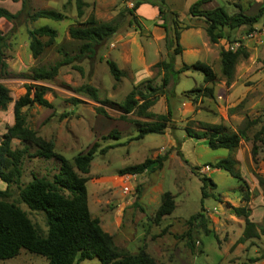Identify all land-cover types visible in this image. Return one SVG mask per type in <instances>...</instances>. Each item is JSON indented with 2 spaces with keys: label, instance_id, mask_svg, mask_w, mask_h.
<instances>
[{
  "label": "rangeland",
  "instance_id": "rangeland-1",
  "mask_svg": "<svg viewBox=\"0 0 264 264\" xmlns=\"http://www.w3.org/2000/svg\"><path fill=\"white\" fill-rule=\"evenodd\" d=\"M86 1L87 4L83 6V13L78 16L75 13L73 0H28L27 4L30 9L39 7L56 9L62 14L59 20L39 17L30 21L21 14L17 19L18 21L12 24L4 17H0V30L6 34V45L4 47L6 71L0 77V81L7 86L11 96V101L6 108L0 109V133L5 130L6 125L12 123V101L24 92V85L30 82L47 85L50 90H47L43 95L51 102V107L32 104L23 106L21 109L28 126L45 139H51L53 141V149L64 157L70 158L75 153L84 151L94 140L97 142L96 152L90 161L89 172L85 173L87 175L85 182L88 192L87 205L92 215L101 213L108 227L115 230L113 228L115 225L114 220H111L113 219L116 205L112 202V198L115 195L116 197L122 195L120 194L122 182L129 183L134 189L132 193L125 192L130 198H134L138 192L142 191V188L144 191L145 187L152 182H160L163 190L171 192L175 203L172 211L164 216L170 220L172 218L179 219L178 217L183 218L180 228L174 220L166 226L170 232L176 234L182 232L186 227L185 218L190 213L197 211L200 205L205 210L211 209V218L208 220L210 232L203 233L200 227L194 226L191 237L193 240L194 237L199 238L201 243H194L193 251L195 254L183 264H240L242 262L255 264L252 261H248V256H258L264 251V239L259 236L234 243L237 234L241 232L240 228L243 226V222L241 217H239L241 220L235 219L228 214V203L232 202L236 205L242 203L239 199L241 179L230 175L222 168L209 167V171L199 168V172L205 173L215 183V187L211 188L215 197L208 195L201 198L200 181L189 170L188 163L196 162L202 165L205 160L212 161L215 158L225 156L226 149L208 147L200 142L201 140L198 141L195 137L186 135L184 127L187 126L193 130H198L201 126V121L214 120V122L220 123L228 129H236L243 125L244 121L249 117L258 115L259 121L247 129L248 138L240 139L237 147L233 150V156L236 158L235 168L241 173L246 186L250 187L252 182L257 183L255 173L264 176V161L261 159V155L264 153V145L256 140V143L261 144L263 147H260V150L257 151L256 159L253 158V160L250 155L252 132L259 126L264 115V17H260L256 24L252 26L258 28L260 37V41L256 42L258 49L257 51L253 49L254 52L251 59L240 57L237 60L233 73L235 79H232L235 82L233 81V84L229 87V91H232V93L227 99H211L207 97L202 101L192 102L190 100L188 101L190 108L186 110L185 107H180L183 99L179 92L182 89L200 85L203 82L202 73L198 70L190 69L180 72L178 81L172 86L169 78L164 82L161 80L162 73L157 67L152 65L149 67V74L145 79L149 78L153 85L163 83L162 88L164 89L163 93L158 91L155 95L156 100L153 109L163 110L166 105L164 94L169 91L171 86L174 94V97L172 95L169 96L171 107L178 100L177 106L179 108L175 109V111L172 109L173 119L169 120V127L166 125L167 128H165L166 130L168 129L167 133L170 131V134L174 137V144L170 145L165 143L168 135L164 132H148L139 138L129 139L131 135L136 133V127L132 122L119 117V102L133 86L134 82L127 73L123 76L121 75L119 79H114L109 73L104 60V57L117 58V53L115 52L109 56L107 49H109L110 40L119 34V39L112 42L111 47H118L125 58L131 54L132 61L130 64L131 66L136 65L137 47L135 42H139V37L143 35L145 37L151 36L148 30L143 27H137L136 29L135 23L127 25L126 18L130 15L126 8L131 7L134 0ZM149 1L154 2L155 5L158 2V0ZM193 1L164 0L165 8L172 9L178 13V17L181 19L179 21L181 28L186 21H189V18L185 16L188 15L187 8ZM234 1H237L247 13H253L258 6L264 5V0H208L202 3L201 7L207 8L219 5L231 13L238 9V6L234 5ZM0 5L10 11H16L20 8V0H0ZM89 13H93L98 20L115 18L121 21L120 28L123 29L115 33L108 43L105 42L100 45L89 57L86 54L76 56L75 54L78 51L76 45L78 42L76 43L68 36L67 28L69 25L81 24ZM43 23L55 28L56 35L51 44L45 46L38 56L33 57L27 44L26 28ZM240 34L241 32H239ZM40 39L45 40L46 36L42 35ZM253 40L250 41L253 42ZM157 41L160 47L159 58H163L166 52L163 38ZM179 42L186 48L187 44L194 43L197 45L198 50L195 51L194 48H189L187 52L175 55V67L179 66L182 63L181 61H204L211 65L218 76L215 84L222 83L223 79L220 75L217 58H215L214 53L211 55L210 52H206L200 34L195 33L191 28L182 29ZM242 42L243 46H246V39ZM143 49L145 50V46H143ZM64 53L71 55L73 58L69 62L60 65L51 80H34L31 78L33 66H48L57 59L62 58L65 55ZM150 56L148 54V57ZM116 64L117 66L121 65L119 61H116ZM83 82H89L97 88L101 102L94 101L76 90V87ZM219 91L221 92L220 89H218ZM72 98H76L78 101H73ZM184 102L185 104L182 106L188 107L187 101ZM95 106H100L105 111V114L96 111L94 109ZM128 116L130 117V115ZM110 128H115L119 131L120 135L118 138L101 137ZM110 143L114 144L108 147L106 151L98 152L100 146ZM11 144L12 146H20L21 142L16 138H12ZM28 146V151H33V146ZM176 151H179L188 163L182 160ZM163 154H165V158L162 163L168 159L167 164H169V167L167 168L161 164L155 169L153 168L143 173H135L127 176V178L117 171L118 168L126 164L141 161L145 157H155ZM169 155L176 156L181 165L179 163L173 164L174 157L168 158ZM57 165V159L54 157L45 158L37 155H25L22 158L20 182L24 183L32 174L51 177L57 170ZM100 175H103L105 186L102 189L93 188L90 179L94 180L93 177ZM95 182L93 183L96 185ZM179 184L183 189L179 188ZM4 186L5 183L0 179V188H4ZM11 189L12 195L8 198L18 202L19 206L26 210L30 219L40 230L45 231L43 213L37 210H29L24 202H19L15 199L16 189L14 185H11ZM207 189L210 188L207 187ZM251 206L253 218H258L259 210H263L262 205H258L257 201ZM213 208L216 211H213ZM135 212L137 213V215L135 214L136 216L133 215L132 206L122 211L123 216L121 219L122 223L126 224L124 226L126 231H134V228L139 231L142 229L140 223H136L135 227H133L134 223L129 221L131 216L142 220L147 219L145 217L148 216L146 208H144V213ZM151 227H149V230L156 227V225L152 223ZM167 240L178 243L181 239L172 235ZM135 242L134 240L131 245ZM129 248L132 249L134 247ZM200 248L202 250H199ZM223 249H226L225 252ZM230 255L234 256L230 257ZM225 257L230 258L226 259ZM0 264H46V260L40 254L21 248L14 256L0 258ZM77 264H98V260L95 256H92L79 260Z\"/></svg>",
  "mask_w": 264,
  "mask_h": 264
},
{
  "label": "trees",
  "instance_id": "trees-1",
  "mask_svg": "<svg viewBox=\"0 0 264 264\" xmlns=\"http://www.w3.org/2000/svg\"><path fill=\"white\" fill-rule=\"evenodd\" d=\"M208 0H194L187 8L188 15L197 17L203 22V28L209 42H216L219 38H224L226 43L239 40L241 35L252 28L253 23L260 17H264V5L258 6L253 13H247L237 1L234 5L238 6L236 11L228 13L222 6L201 7V4ZM28 0H20V8L16 11H10L0 5V17H4L12 24H15L19 15L27 20H35L39 17L59 20L62 14L54 8L39 7L30 9ZM141 0H134L131 7L126 8L129 17L126 18L127 25L135 23L136 28L142 25L134 13L135 7ZM76 15L83 13V6L87 3L85 0H73ZM155 4V3H153ZM158 13L163 27V42L165 47V57L155 61L152 66L162 71L161 80H171L172 86L176 83L178 73L181 70H198L202 73L203 82L200 85L192 86L183 91V97L190 96L191 101L195 102L197 98L203 96H212V84L218 78L213 68L206 62L194 60L190 63L182 62L179 66H174L175 55L181 51L178 42L180 18L178 13L172 9L165 8L164 0H158L156 3ZM179 18V19H178ZM121 21L112 18L109 20H98L93 13H89L81 24L69 25L67 28L68 36L76 41L77 54L87 57L92 55L96 49L108 43L115 33L121 31ZM190 26L185 23L183 27ZM239 32L241 34L239 35ZM28 36V48L33 57L38 56L43 48L53 42L56 35L55 28L48 24H38L26 28ZM45 35L46 39L41 40L40 36ZM6 45V34L0 30V77L6 71V62L4 60V47ZM62 56L48 66H33L31 78L34 80H51L57 73L60 65L69 62L73 57L71 55ZM247 51L243 45H237L229 48L220 45L218 49V66L220 75L225 84H229L233 79L234 67L240 57H246ZM100 58V56H99ZM107 69L114 79H119L123 71L117 66L116 62L104 57ZM140 84V85H139ZM163 83L153 85L149 78L140 81L131 86L125 93L121 102H119V117L132 122L136 127V133L129 139L139 138L148 132L162 133L170 120L171 103L169 96L173 94L171 87L164 94L166 100V109L164 112L155 113L147 108L155 101V95L158 91L163 92ZM24 92L18 95L12 101L13 121L5 126V130L0 133V179L5 183L4 188H0V258H8L16 255L21 248L40 254L45 257L46 264H77L83 258L95 256L98 264H160L149 254L143 245H140L136 251H129L124 247L114 243L112 234L104 230L96 216L91 215L86 199L87 175L90 161L97 149V142L94 140L84 151L77 152L69 157H64L61 153L53 149V141L45 139L38 135L33 128L26 123L23 106L39 104L44 107H51V102L44 97V93L50 90V87L43 83H26ZM76 90L85 94L90 99L101 102L97 88L89 82L80 83ZM182 97V98H183ZM73 101H78L72 98ZM11 101L9 89L0 81V109L6 108ZM178 101V100H177ZM176 101V102H177ZM94 109L105 114L100 106ZM131 115H139L152 119L143 120L134 118ZM259 116L249 117L243 125L235 130H225L218 123L201 122L198 130H193L185 126L187 135L201 140L202 143L210 148L231 149L238 144L240 138L247 139V129L258 122ZM261 123L252 132V144L250 146L251 158L256 159L257 151L264 145V115ZM117 130L110 128L106 134L101 137H116ZM16 138L21 142L20 146H12L11 139ZM256 140L261 144H257ZM118 144V143H116ZM28 145L33 146V151L29 152ZM112 145L105 144L98 148V152H104ZM264 148V147H263ZM177 154L184 159L179 151ZM25 155H37L45 158L54 157L57 159V170L51 177L36 176L34 174L25 181L20 182L22 158ZM165 154L155 157H145L141 161L127 164L117 169L119 174L141 172L151 162H156L159 167ZM253 159V160H254ZM264 161V153L261 155ZM188 163V162H187ZM212 168H222L230 175L241 179L239 199L242 201L238 205H228L229 211L243 220V226L240 234L234 240V243L243 242L252 237L261 236L264 239V222H254L248 218L249 208L247 201L249 198L248 186L244 182L240 173L235 168V161L228 157H219L213 161H205ZM203 163V164H204ZM189 164V170L195 174L200 181L201 198L213 195L208 188H214L215 183L205 173L199 172L198 164ZM153 168V167H152ZM257 183L264 193V176L255 173ZM11 185L15 186L17 201L24 202L29 210H37L43 213L45 231L30 219L26 210L22 209L18 202L10 200L12 195ZM215 197V195H213ZM161 202L155 210L154 219H158L162 214L169 213L173 208V199L168 191L161 194ZM208 217L202 205L200 208L190 213L185 218V229L174 234L176 238H184V244L192 251L194 240L191 237L192 229L200 227L203 233H209L207 226ZM264 258V251L258 256H249L248 261H254ZM241 264H247L242 262Z\"/></svg>",
  "mask_w": 264,
  "mask_h": 264
},
{
  "label": "crops",
  "instance_id": "crops-1",
  "mask_svg": "<svg viewBox=\"0 0 264 264\" xmlns=\"http://www.w3.org/2000/svg\"><path fill=\"white\" fill-rule=\"evenodd\" d=\"M153 3L154 2H151L149 0H141V2L134 9V13L137 15L142 27L145 28L146 30H148L149 34H151L150 37H145L143 35L142 37H139V39H140L139 42H137V41L135 42V45L137 47V54H136L137 55V58H136L137 62H136V65H132L131 66V64H130L131 61H132V59H131L132 55L131 54H129L128 57L125 58L122 55V53L120 52V50L118 49V47H111L112 46L111 43L115 42L116 40L119 39V37H120L119 34L118 35L116 34L117 36L113 37L114 39L112 38V40H110V42L108 44L109 49H107V53L109 54V56L112 55V53H114V52L117 53V58H115L113 60L115 62L119 61V63L121 65H119L118 67L123 71L124 74L127 73L129 76L132 77L133 82H134L133 85H136L138 82L144 80L145 77H147L148 74H149V70H148L149 67L155 61L161 59V58H159L160 47L158 45V41L157 40H159V39H161L163 37V27L161 26V21L162 20L160 18L159 13H158V8ZM185 17L189 18L188 19L189 21H186V23H189L190 26L182 27L179 30L178 42H179V39H180V31L182 29H185V28L186 29L187 28H191L192 30H194L195 33L200 34V36L202 37V43H203V46H205V48H206L205 49L206 52H210L211 55H212V53H214L215 54V58H217V61H218V49L219 48L217 49V47H220V45L224 46L226 40L224 38H219L216 42H209L208 38H207V36L205 34V31H204V28H203V22L201 21V19H199L197 17H192L190 15H186ZM180 21H181V19H180ZM254 24H256V22L253 23V25ZM248 40H246V43H245L246 46H244L248 54L244 58L251 59L252 56H253V52H254L253 49H255V51H257V49H258L257 47L258 46H257L255 40H253L254 43L252 41H250L252 39H248ZM179 44L181 46V51H180V53L178 55H180L182 52H187L189 50V48H194L195 51L198 50L197 45L194 44V43L187 44V48L182 46L180 42H179ZM143 46H145V50L143 49ZM112 49H114V50L111 52ZM148 54H150L151 56L148 57ZM210 59H211V57H210ZM181 62H184V61H181ZM184 63H190V62H184ZM235 66H236V64H235ZM125 69H126V71H125ZM158 70H160V69H158ZM183 71H186V70H181L180 72H183ZM160 72L162 73L161 70H160ZM179 73H178V75H179ZM233 78H234V76H233ZM217 80L218 79L216 78V80L212 84V96L199 97V98L196 99V101H202L204 98H207V97H209L211 99L212 98L213 99H216V98L227 99L228 96L231 95V93H232V91L231 92L229 91V87H231V85L233 84V81L235 82V80H231V82L229 84H225L224 80H222V83H220V84L219 83L215 84V82ZM177 81H178V77H177ZM218 89H220L221 92L220 91L218 92ZM184 90L185 89H182L179 92L181 94V97H183V91ZM182 99L183 100L181 102L180 107H185L186 110H187L188 108H190V103L188 101H190L191 98H190V96H187V97H183ZM176 101L173 103V106H172V107H174V108H172L174 111H175V109L179 108V106H177V102ZM184 101H187L186 103H187L188 107L182 106V105L185 104ZM154 102L147 108L148 110H150L152 112H155V113H161V112L165 111L166 105L164 106L163 110L162 109L161 110H154L153 109V105L155 104ZM171 113H172V110H171ZM128 115H130V116H132L134 118L143 119V120L152 119V118H149V117H144V116H139V115H131V114H128ZM176 115H178V114L176 113ZM176 115H174V116H176ZM171 116H170V120L173 119V114H171ZM201 122L204 123L206 121H201ZM206 123H217V122H214V120H213V121H208ZM218 124H220V123H218ZM167 125L169 127V121L167 122ZM220 125L225 130H235V129H228L222 124H220ZM165 128H167V127H165ZM165 128H164L163 132L168 135L167 139L165 140V143L173 145L174 144V137H172V135L170 134V131H168V133H169L168 134L167 133L168 129L166 130ZM119 135L120 134H119V131H118L117 132V138L119 137ZM111 138H114V137H111ZM196 139L198 141H200V139H198V138H196ZM240 139H242V138H240ZM239 141H238V143H239ZM112 144H114V143H110L109 145H112ZM237 145L234 146L231 149H226L225 148L226 149V151H225L226 155L225 156H228V157L232 158L235 161L236 158L233 156V150L237 147ZM151 157H153V156H151ZM171 157H174L173 158V164L174 163L175 164L179 163L181 165V163L179 162V159L176 156H173V155L172 156L171 155L168 156V158H171ZM167 160L166 161L164 160V162L161 163L162 166L164 165V166H166V168L169 167V164H167ZM205 161H210V160H205ZM205 161L202 162V165H203V163ZM133 163H135V162H133ZM235 163H236V161H235ZM129 164H132V163H129ZM192 164H198L199 168L202 166V165H200L199 163H196V162L192 163ZM155 165H156V162H151L141 172H138V173H143V172L152 170L153 168L155 169V167H156ZM235 165L236 164H234V166ZM210 168L208 169V171L210 170ZM237 171L239 172V170H237ZM88 172H89V170H88ZM240 175H241V173H240ZM93 178H94V180L90 179L91 185L93 184V188L95 187L97 189H102L105 186L103 175L95 176ZM93 182H95L96 185ZM160 184H161L160 182H152L151 184H149V185H147L145 187L144 191H143V188H142V191L138 192L137 195H135L134 198L128 197L129 195H127V193H129V192H127V193L124 192V194H123L122 190L120 192V194H122L121 196L116 197V195H115L112 198V202L116 205L115 208H114V216H113V219L111 220V221L114 220L113 222H114L115 225H114L113 228L115 230H113L112 228L108 227V224L106 222H104V220H103L104 218L102 217L101 213H99V214L97 213V214H95L93 216L98 217L100 226L104 230H106L107 232L112 234L113 241H114V243L116 245L124 247V248H126L127 250H129L131 252L136 251L137 248L140 245H143L145 250L149 254H151L156 259V261L160 262V264H183V263H186V261H188V259L191 256H193L195 253H194L193 250L190 251L184 245V238H179L181 240L178 243H176V241H168L167 239L169 238V236H172V235L174 236L175 233L170 232L166 228V226H168L170 223H172V220L177 222V225L180 228L181 227L180 223H182V219L183 218H181V217H178L179 219H177V218L173 219L172 218V220L166 219V217L164 215L169 214L172 211V209H173L172 208L169 213L162 214L158 219H156V220L154 219L155 210L159 207L160 202H161V197L160 196H161V194L164 191H168V190H163V188L161 187ZM91 185H90V187H91ZM179 188L183 189L180 186V184H179ZM133 190L134 189H132V191H130V193H132ZM208 190L211 191L212 189H208ZM248 191H249V198H248V201H247V204H246L247 207L249 208L248 218L250 220L254 221V222H264V193L262 192V190L259 187L258 183H255V182L251 183L250 187H248ZM168 192L172 196L171 192L170 191H168ZM87 197H88V192L86 190V199H87ZM257 201H258V205H262V209L263 210H261V209L259 210L258 218H253V211H252V206L251 205H253ZM173 203H174V201H173ZM174 205H175V203H174ZM174 205H173V207H174ZM228 205H236V204L231 202V203H228L227 206ZM130 206L133 207V215L134 216L137 215V213L135 211H138L139 214L140 213H144L143 212L144 208H146V210L148 212L147 213L148 216H145V217H147L146 220H142V219H140L138 217L135 218L134 216H131V218L129 219V221H131V223H134L133 227H135L136 223H140V225L142 227V229L140 231L137 230L136 228H134V231L133 230L132 231H126L124 229V226L126 224L122 223V219H121L122 216H123L122 211L124 209H128ZM205 211H206L208 219H210L211 218V214H212L210 212L211 209H208V210H205ZM213 211H216V209L213 208ZM230 213L231 212L229 211L228 214L232 218L240 219L239 216H236L233 213H231V214ZM178 220H180V222H178ZM242 222H243V220H242ZM152 223H153V225H156V227H154L153 229L149 230V227L152 228L151 227ZM161 223H162V225H161ZM207 226L209 227V224H207ZM163 229H164V231H162ZM241 229H242V227L240 228V231H241ZM161 231H162V233H161ZM154 234H155V236H154ZM239 234H240V232H239ZM239 234H237V236ZM134 240L136 242L131 245V243ZM194 241H195L194 243H199V242L201 243V241L197 237H194ZM129 247H134V248H132L134 250L130 249ZM199 250H202V248H200ZM223 250L225 252L226 249H223ZM232 256H234V255H230V257H232ZM230 257H225V258L228 259ZM252 262H254L255 264H264V258L256 259V260H254Z\"/></svg>",
  "mask_w": 264,
  "mask_h": 264
},
{
  "label": "built area",
  "instance_id": "built-area-1",
  "mask_svg": "<svg viewBox=\"0 0 264 264\" xmlns=\"http://www.w3.org/2000/svg\"><path fill=\"white\" fill-rule=\"evenodd\" d=\"M258 28L257 27H252L251 29H249L245 34L241 35L239 40H234L231 43H226L225 47H235L237 45H243V40H248V39H254L256 42H258V40L260 41V37L258 35ZM201 170H208L209 169V165L204 163L201 167ZM125 178H127V176H131L133 174L131 173H123L122 174ZM132 186L129 185V183L127 182H122L121 184V190L122 192H130L132 191Z\"/></svg>",
  "mask_w": 264,
  "mask_h": 264
}]
</instances>
